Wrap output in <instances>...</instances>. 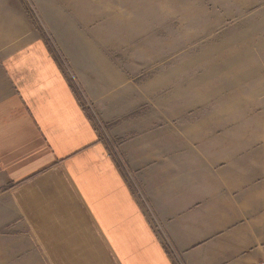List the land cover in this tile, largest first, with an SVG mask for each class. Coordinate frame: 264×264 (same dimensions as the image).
<instances>
[{"label": "crops", "instance_id": "crops-1", "mask_svg": "<svg viewBox=\"0 0 264 264\" xmlns=\"http://www.w3.org/2000/svg\"><path fill=\"white\" fill-rule=\"evenodd\" d=\"M58 52L0 25V236L36 263L264 264V155L185 162L183 129Z\"/></svg>", "mask_w": 264, "mask_h": 264}, {"label": "rangeland", "instance_id": "rangeland-1", "mask_svg": "<svg viewBox=\"0 0 264 264\" xmlns=\"http://www.w3.org/2000/svg\"><path fill=\"white\" fill-rule=\"evenodd\" d=\"M0 16L10 39L41 36L61 62L94 64L134 90L152 132L183 129L185 162L263 157L264 0H0ZM11 233L0 264H47Z\"/></svg>", "mask_w": 264, "mask_h": 264}]
</instances>
